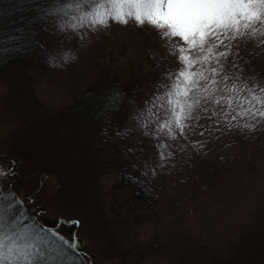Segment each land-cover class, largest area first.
<instances>
[{
  "label": "rangeland",
  "instance_id": "374dc122",
  "mask_svg": "<svg viewBox=\"0 0 264 264\" xmlns=\"http://www.w3.org/2000/svg\"><path fill=\"white\" fill-rule=\"evenodd\" d=\"M44 36L47 48L37 50L27 62L0 69V165L7 168L8 161L16 162L14 188L24 204L38 213V220L51 228L60 222L59 231L69 240L76 233L79 250L92 264H178L192 256L194 243L205 240L215 241L212 248L217 259L208 264H264V125L252 130L233 128L239 132L235 134L238 142L229 152L222 134L228 128L216 127V145L209 146L211 121L202 119L203 127L189 131L186 139L177 137L186 141L187 148L175 150L176 140H165L174 153L166 163L160 160L157 141L141 134L140 158L150 168L159 211L154 221L143 215V226L130 229L125 212L111 207V191L118 179L113 168L102 169L95 157L89 166L70 157L85 152L86 135L81 131L75 138L65 113L74 90L108 87L124 79L137 90L121 106L118 124H129L135 131L128 119L129 101L142 106L162 73L177 66L176 60L147 26L113 24L106 31L88 32L83 40L58 32ZM45 49L58 52L55 66ZM247 51L252 53L249 62L264 65V49L252 44ZM64 52L73 57L67 63L61 59ZM138 134H132L133 139ZM245 142L247 151L237 158L238 144ZM218 154L227 155L228 162H211ZM202 157L206 165L198 166ZM189 168L195 174L199 169L200 177L191 176ZM239 168H246V177L236 184L246 190L242 202L235 199L238 192L227 187L231 178L227 172ZM220 202L232 205L230 218L221 222ZM242 203L247 210L237 215ZM74 220L80 221L79 227L64 223Z\"/></svg>",
  "mask_w": 264,
  "mask_h": 264
},
{
  "label": "snow or ice",
  "instance_id": "6c2138e0",
  "mask_svg": "<svg viewBox=\"0 0 264 264\" xmlns=\"http://www.w3.org/2000/svg\"><path fill=\"white\" fill-rule=\"evenodd\" d=\"M113 24L150 27L176 60L142 106L129 101L128 119L157 141L161 161L174 155L165 140L186 139L189 131L203 127L202 119L217 129L264 125V75L252 70L247 51L252 44L264 49V0H0V63L12 53L43 48L36 40L41 32L83 40L88 32L106 31ZM44 51L55 66L58 52ZM72 58L69 52L61 57L64 63ZM125 99L113 85L96 97L95 115L107 120ZM130 135L127 127L115 129L116 137L127 140ZM137 151L124 150L133 169ZM7 163V168L0 165V264H92L80 256L76 233L69 240L59 231L60 222L48 228L37 220L38 213L29 214L14 188L16 162ZM64 223L80 225L79 220Z\"/></svg>",
  "mask_w": 264,
  "mask_h": 264
},
{
  "label": "trees",
  "instance_id": "16d2710c",
  "mask_svg": "<svg viewBox=\"0 0 264 264\" xmlns=\"http://www.w3.org/2000/svg\"><path fill=\"white\" fill-rule=\"evenodd\" d=\"M5 12L8 15H11V11L5 7ZM36 40L40 42L41 45H43V48L37 47L35 51L31 52L30 54H25L23 52L21 53H12L4 58V62L0 63V69L4 68L5 66L11 65V64H19L23 62H27L30 57H33L34 54H36V51H41L44 48H47L49 46L47 38L44 36V32L39 33L36 36ZM42 53V52H41ZM256 57L259 58V55H256ZM250 64L252 66V70L256 73H259L261 75H264V71L260 70L264 66L260 62L256 60L250 61ZM127 80L124 79H117L112 84H110L108 87L98 88L94 89L89 88L85 90H74L72 99L70 102V106L68 110H66L65 114H69L68 118L71 122V125L69 127L72 129V131H75V138L77 139V134L79 132L83 131V135H86V145L85 152L79 151L77 154L73 153L70 155L72 157V160L74 158L77 159L78 164L86 163L87 166L91 165V162H95V159L97 162L102 165V169L107 170L108 167L113 168V171H115L116 175L118 176V179L116 183L113 185L112 191H111V207L117 211H124L126 216V220L128 221V226L130 229L137 230L139 226L142 225V216L152 217L154 221L156 215H158L159 211V194L155 189V185L152 181L151 175H150V168L147 167L146 169L143 167L144 162L140 158V151L142 148L141 145V133L138 130L132 131V127L128 124L126 125L125 122H128L123 120L122 125L118 124V121H121L120 118L117 116L119 115L120 111L114 112L110 115V117L105 120L102 117H98L95 115V105L97 103L96 97L101 96L105 91H107L110 87L113 85H118L123 92L126 94L127 97L132 94L134 90H137V87H131L130 83L126 84ZM86 97H91V99H86ZM122 106V105H121ZM209 126L210 130V136H208L207 141L210 142L209 146L216 145V139H214L215 135L218 133L216 131V125L211 122V125ZM221 126V125H220ZM127 127L131 130V135L129 139L124 140L119 137L115 136V129H124ZM135 133H140L138 137L133 139ZM238 131L234 129H228V131H225L222 133L224 135V142L227 141V145H225L231 152V148L238 142V138L235 134L238 135ZM227 134V136H226ZM231 134V135H230ZM230 136V141L228 142ZM82 137V136H81ZM184 140V139H183ZM181 141L180 139L176 140L173 145H175V150L181 149V148H187L186 141ZM206 141V140H205ZM124 144V147H120L121 144ZM206 143V145H207ZM244 144V143H242ZM208 146V147H209ZM128 147H135L138 149L137 155L136 153V159L138 161V165L135 169L129 166V157H126L124 154V150ZM96 149V150H95ZM225 149V148H224ZM238 151H237V158H242L244 153L247 151V144L245 142L244 145L241 146V144H238ZM94 151H96V155L94 154ZM80 153V154H79ZM229 153H227L228 155ZM92 155V156H91ZM227 155H223L222 158L218 154V159H211V162L217 163L220 161L228 162ZM190 157V155H189ZM188 157V159H189ZM226 164V163H225ZM251 164V163H250ZM206 165V158L202 157L200 160V163L198 166H205ZM93 166V165H92ZM94 167V166H93ZM92 168V167H91ZM246 168H239L236 170H231L227 172L231 178L229 179L228 188L230 187L234 188L233 190L237 191L238 194L235 196L236 201L240 200L241 197H244V194L246 190L242 191L239 188H236V184L242 183L239 179L243 176L246 177ZM188 171L191 173L190 175L194 178H199V169L197 171V174L192 169H188ZM253 171H256L255 169ZM258 175L261 172L256 171ZM261 175V174H260ZM214 176V174H213ZM13 179V178H12ZM214 179H219L218 176H216ZM252 179L256 180V177L253 175ZM246 184V187L248 185V181L246 178L243 180ZM243 183V185H244ZM16 191V190H15ZM229 190L225 189V195H229ZM17 192V191H16ZM19 194V192H17ZM233 195V194H232ZM24 200V199H23ZM239 202H242L240 200ZM248 202V201H245ZM244 203L239 205L238 211H236L237 215L243 214L246 210L243 206ZM25 207L29 210V214H33L31 207H28L26 204H24ZM219 211H221V217L220 222L224 220H228L230 218V213L232 210V205L228 204L224 206L223 202H220V205L218 207ZM215 214L217 212L215 211ZM38 220V218H37ZM157 221V220H156ZM41 223V221H39ZM44 226L51 228L48 225H45L44 223H41ZM127 230H129L128 227H126ZM204 240V239H203ZM215 241L205 240L201 243H194L197 247L195 248L192 256H189L186 260H178V264H208V262L216 261L217 258H215V252L212 247L214 246ZM151 248V247H150ZM78 252L80 256L85 257L84 253H82L79 249ZM150 253V252H149ZM147 254L146 258L149 259L151 254ZM177 260V259H175ZM174 260V261H175Z\"/></svg>",
  "mask_w": 264,
  "mask_h": 264
}]
</instances>
